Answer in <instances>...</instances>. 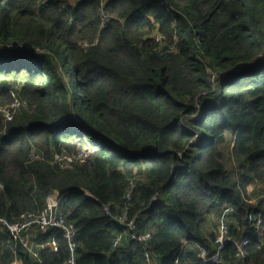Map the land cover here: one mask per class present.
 <instances>
[{
  "label": "trees",
  "instance_id": "trees-1",
  "mask_svg": "<svg viewBox=\"0 0 264 264\" xmlns=\"http://www.w3.org/2000/svg\"><path fill=\"white\" fill-rule=\"evenodd\" d=\"M13 90L0 220L57 192L74 264H175L184 241L212 253L219 222L248 244L218 264H264V0H0V109ZM35 233L29 251L0 223V264L68 262L62 230ZM179 263L216 264L193 245Z\"/></svg>",
  "mask_w": 264,
  "mask_h": 264
},
{
  "label": "built area",
  "instance_id": "built-area-1",
  "mask_svg": "<svg viewBox=\"0 0 264 264\" xmlns=\"http://www.w3.org/2000/svg\"><path fill=\"white\" fill-rule=\"evenodd\" d=\"M107 19V15L103 14L101 17L102 22H105ZM12 96L14 97V102L10 105L8 108L0 109V112L2 116L4 117L5 121H10L15 113V111L19 108L20 103L17 100V97L15 96V91H11ZM89 151L87 149L81 150L77 155L73 156H57V161L58 162H64V163H69L72 161H78V162H83L88 156ZM31 158L33 160L39 159V155L32 153ZM62 200V196L54 192L51 196H49L46 199L45 206L42 210L41 213H32L29 212L27 214H24L20 217V219L14 223H8L6 221L0 220L1 226L5 229H7L11 235V238L21 244L23 247L29 249V251L33 250V245L32 244V238H34L38 232H44L47 229L54 227L62 230L65 238L68 241L70 250H71V256L70 259L66 264H74L75 261V256H74V248H75V230L73 225L66 219V217L63 214H60L58 212V205ZM106 213H109L108 206H104L103 208ZM230 209V208H229ZM263 212H264V203H263ZM262 213L259 214L257 217H253L252 215L248 216L249 221L255 220L256 221V233H258L260 229V224H261V217ZM115 220L121 224V225H126L127 228H129L130 232L132 233V230L134 228V221L135 218L132 219L131 221H126V217L123 215L120 216H115ZM36 230V231H35ZM150 234L146 235H141L135 238L134 234L132 236V239H136L137 241H145L149 238ZM124 234L123 233H118L114 242H113V248L117 247L123 240ZM228 242H233L234 245L236 246L238 250V256H244V248L248 244V238L244 237L241 240L237 241L234 240L230 237L229 235V227L226 223L224 222H219L216 227V239L214 241V247L212 250V253L208 252L205 247L195 243V242H190V241H184L182 244V248L180 253L178 254V257L176 259L175 264H180L179 263V258L181 257L182 251L188 246V245H193L195 246L200 254V257L203 259L204 262H213V263H220V251L221 248L225 243ZM10 246V250L15 253L14 247ZM54 246V245H53ZM9 264H22L19 259H14L12 260Z\"/></svg>",
  "mask_w": 264,
  "mask_h": 264
},
{
  "label": "rangeland",
  "instance_id": "rangeland-1",
  "mask_svg": "<svg viewBox=\"0 0 264 264\" xmlns=\"http://www.w3.org/2000/svg\"><path fill=\"white\" fill-rule=\"evenodd\" d=\"M252 188H253V186H250L249 190H252ZM254 196H255L256 199L259 198V197H263L264 198V190H262V192H260V193L255 194Z\"/></svg>",
  "mask_w": 264,
  "mask_h": 264
},
{
  "label": "crops",
  "instance_id": "crops-1",
  "mask_svg": "<svg viewBox=\"0 0 264 264\" xmlns=\"http://www.w3.org/2000/svg\"><path fill=\"white\" fill-rule=\"evenodd\" d=\"M251 186H253V188L255 187L254 185H251ZM253 188H252V189H253Z\"/></svg>",
  "mask_w": 264,
  "mask_h": 264
}]
</instances>
